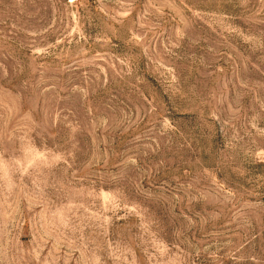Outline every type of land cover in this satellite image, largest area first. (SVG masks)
<instances>
[{"label": "rangeland", "instance_id": "rangeland-1", "mask_svg": "<svg viewBox=\"0 0 264 264\" xmlns=\"http://www.w3.org/2000/svg\"><path fill=\"white\" fill-rule=\"evenodd\" d=\"M0 264H264V0H0Z\"/></svg>", "mask_w": 264, "mask_h": 264}]
</instances>
